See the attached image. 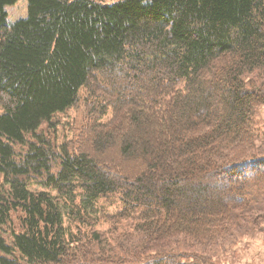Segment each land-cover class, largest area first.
I'll return each mask as SVG.
<instances>
[{
	"label": "trees",
	"instance_id": "16d2710c",
	"mask_svg": "<svg viewBox=\"0 0 264 264\" xmlns=\"http://www.w3.org/2000/svg\"><path fill=\"white\" fill-rule=\"evenodd\" d=\"M26 1L11 22L17 0H0V264L69 253L65 264H215L214 244L264 223V0ZM83 89L91 124L75 131L90 137L56 146L48 131ZM125 123L133 132L119 137ZM144 124L161 139L135 140ZM116 145L146 161L140 177L92 153ZM207 168L236 181L237 197L203 182ZM189 170L201 181L180 183ZM16 212L9 243L2 229ZM125 227L137 243L112 244L106 234Z\"/></svg>",
	"mask_w": 264,
	"mask_h": 264
},
{
	"label": "rangeland",
	"instance_id": "374dc122",
	"mask_svg": "<svg viewBox=\"0 0 264 264\" xmlns=\"http://www.w3.org/2000/svg\"><path fill=\"white\" fill-rule=\"evenodd\" d=\"M6 10L8 12V20L9 21H15L19 18L25 17L27 15V1L26 0H17V2L13 5H7ZM84 90V91H83ZM81 94V102L78 104V108L70 110L67 114L60 115L56 117L59 118L62 122V125L59 126V129H55L52 132L48 131L49 134H51L49 137L53 141V143L56 146H68V143L73 139L72 142L78 143L79 140L77 138H88L89 135V129L86 131H79L80 128H83L89 124L88 117L86 119L85 113L86 110L89 108L86 101H83L82 96L85 95L86 90L83 89ZM2 111V107L0 106V112ZM112 112H110L104 119L99 118L97 125L99 129H101L102 124L104 122H107L111 119ZM258 127L261 128V141H264V138L262 135L264 134V107L259 110L258 114ZM126 124V123H125ZM145 125V124H144ZM46 125H44V128ZM79 128L75 131V129ZM79 131V133H78ZM130 132H133V128L129 126V124H126V126H123L118 132L114 131V133H117V135L120 136H126ZM78 133V134H77ZM158 134V136H157ZM142 135V136H141ZM134 139H147L149 141H152L153 143L161 139V135L156 130V127L154 129L150 125H145V130L140 134L133 133ZM141 137V138H140ZM259 141V139H258ZM82 146V145H81ZM80 146V147H81ZM94 157L97 158L98 162L101 163L104 167L107 168L109 171H116L120 177L126 178L130 180H135V178L140 177L145 171V163L146 161L137 159L135 161L133 160H126L122 156H120L117 145L113 146L111 148L110 152H106L104 154H98L97 151L92 152ZM148 160L152 159L151 157L147 156ZM146 158V159H147ZM259 162H254L252 166H249L247 168H244V172H252V169L254 166L258 165ZM264 167V166H263ZM240 170V169H239ZM206 176L203 182L206 183H214V182H225V178L223 177L222 173H218L214 171L213 169L207 168L206 169ZM242 172V170H240ZM193 175V176H192ZM196 178V173L194 170H189L184 173L181 177H179L178 180H180V183H184L185 181H193V182H199L200 179L194 180ZM198 178V177H197ZM191 179V180H190ZM175 181V180H173ZM162 180L159 178L155 179V183H161ZM225 186H228V189L223 188L220 191V194L226 193L227 198L230 199L231 197H237L236 196V181L228 180L225 183ZM227 190V191H226ZM211 191H215L211 189ZM120 206H114L109 208L110 213H113L117 211V209ZM215 217V216H214ZM215 219V218H214ZM21 220H20V213L16 212L12 215V219L8 222V225L3 227L2 234L7 239V241L10 243L13 239V233L18 232L22 230L20 228ZM128 224H131V222H124L122 225L127 226ZM101 228L102 231H107L108 227L106 225H100L98 226ZM133 229V228H132ZM131 228H124L123 231H117L116 233H109L106 234L110 242L114 245H120L121 243H126L127 245H133L137 243V237L135 233L133 232ZM75 239V237L73 238ZM229 240L228 242L222 243H216L211 247V250L214 252L212 255L213 259L212 261H215V264H264V223L261 224L258 229L252 233H248L242 237H240L237 242L233 246H229L231 244ZM106 244V243H105ZM229 246V247H227ZM84 253L87 254V250L84 249ZM82 254V251L81 253ZM0 255L1 252H0ZM95 258L99 259L100 256L97 252H95ZM16 257H19V253H15ZM75 256L78 258V253L75 254ZM67 257H73L72 253L67 254L60 264H65ZM49 264V263H48ZM54 264V263H50Z\"/></svg>",
	"mask_w": 264,
	"mask_h": 264
}]
</instances>
